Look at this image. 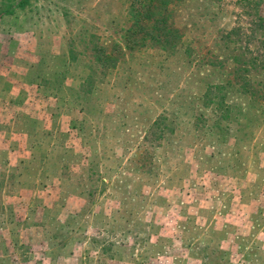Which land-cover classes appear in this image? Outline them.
Segmentation results:
<instances>
[{
	"label": "rangeland",
	"instance_id": "rangeland-1",
	"mask_svg": "<svg viewBox=\"0 0 264 264\" xmlns=\"http://www.w3.org/2000/svg\"><path fill=\"white\" fill-rule=\"evenodd\" d=\"M133 1L0 0V264H264V0Z\"/></svg>",
	"mask_w": 264,
	"mask_h": 264
},
{
	"label": "trees",
	"instance_id": "trees-1",
	"mask_svg": "<svg viewBox=\"0 0 264 264\" xmlns=\"http://www.w3.org/2000/svg\"><path fill=\"white\" fill-rule=\"evenodd\" d=\"M31 0H17L15 5H11L5 12L12 13L15 8H25ZM174 0H134L131 3L130 15L133 20L132 25L127 32L129 34L143 31L144 34L139 38L140 41H145V37H150L151 41L159 44L171 42L174 36L172 29L168 28L165 21L167 13H169L168 5ZM163 5L164 12L157 15V8ZM167 5V7H166ZM101 49V47H100Z\"/></svg>",
	"mask_w": 264,
	"mask_h": 264
}]
</instances>
